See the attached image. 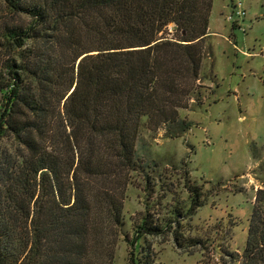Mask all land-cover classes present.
Instances as JSON below:
<instances>
[{
	"label": "trees",
	"instance_id": "trees-1",
	"mask_svg": "<svg viewBox=\"0 0 264 264\" xmlns=\"http://www.w3.org/2000/svg\"><path fill=\"white\" fill-rule=\"evenodd\" d=\"M213 1L0 0V264H83L125 225L143 135L182 137L180 112L203 104ZM189 192L186 213L136 234L177 228L203 206ZM239 261L264 264V188Z\"/></svg>",
	"mask_w": 264,
	"mask_h": 264
},
{
	"label": "rangeland",
	"instance_id": "rangeland-1",
	"mask_svg": "<svg viewBox=\"0 0 264 264\" xmlns=\"http://www.w3.org/2000/svg\"><path fill=\"white\" fill-rule=\"evenodd\" d=\"M205 41L212 57L201 72L203 104L195 99L180 112L190 131L143 135L144 168L129 175L125 225L96 241L83 264H145L150 252L156 264H241L256 191L264 188V0H214ZM95 186L116 189L111 179ZM190 190L203 206L177 228L136 234L146 217L160 223L186 213Z\"/></svg>",
	"mask_w": 264,
	"mask_h": 264
},
{
	"label": "built area",
	"instance_id": "built-area-1",
	"mask_svg": "<svg viewBox=\"0 0 264 264\" xmlns=\"http://www.w3.org/2000/svg\"><path fill=\"white\" fill-rule=\"evenodd\" d=\"M235 15H236V16H240V15H241V13L237 11V14H235ZM233 19H234V16H233V15H231V16L229 17V20H233Z\"/></svg>",
	"mask_w": 264,
	"mask_h": 264
}]
</instances>
